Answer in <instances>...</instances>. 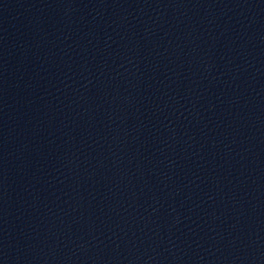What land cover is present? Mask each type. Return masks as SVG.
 Masks as SVG:
<instances>
[{"label":"water","instance_id":"1","mask_svg":"<svg viewBox=\"0 0 264 264\" xmlns=\"http://www.w3.org/2000/svg\"><path fill=\"white\" fill-rule=\"evenodd\" d=\"M0 264H264V0H0Z\"/></svg>","mask_w":264,"mask_h":264}]
</instances>
